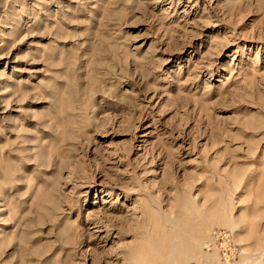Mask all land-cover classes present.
I'll list each match as a JSON object with an SVG mask.
<instances>
[{
  "label": "rangeland",
  "instance_id": "374dc122",
  "mask_svg": "<svg viewBox=\"0 0 264 264\" xmlns=\"http://www.w3.org/2000/svg\"><path fill=\"white\" fill-rule=\"evenodd\" d=\"M264 264V0H0V264Z\"/></svg>",
  "mask_w": 264,
  "mask_h": 264
},
{
  "label": "built area",
  "instance_id": "2783aa9c",
  "mask_svg": "<svg viewBox=\"0 0 264 264\" xmlns=\"http://www.w3.org/2000/svg\"><path fill=\"white\" fill-rule=\"evenodd\" d=\"M214 239L226 264H243L239 260L233 241L225 231L214 232Z\"/></svg>",
  "mask_w": 264,
  "mask_h": 264
}]
</instances>
